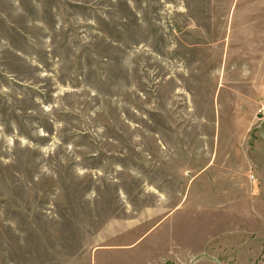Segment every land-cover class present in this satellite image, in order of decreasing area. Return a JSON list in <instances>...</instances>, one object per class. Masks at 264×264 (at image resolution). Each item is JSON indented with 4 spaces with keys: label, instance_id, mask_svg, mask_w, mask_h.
I'll list each match as a JSON object with an SVG mask.
<instances>
[{
    "label": "rangeland",
    "instance_id": "374dc122",
    "mask_svg": "<svg viewBox=\"0 0 264 264\" xmlns=\"http://www.w3.org/2000/svg\"><path fill=\"white\" fill-rule=\"evenodd\" d=\"M263 103L264 0H0V264H264Z\"/></svg>",
    "mask_w": 264,
    "mask_h": 264
},
{
    "label": "crops",
    "instance_id": "0c3cea01",
    "mask_svg": "<svg viewBox=\"0 0 264 264\" xmlns=\"http://www.w3.org/2000/svg\"><path fill=\"white\" fill-rule=\"evenodd\" d=\"M118 252H119L118 250H114V249L97 248L93 252V264H105V262L108 263L113 260H114L113 264H123L124 258ZM125 259L129 261V258H125ZM132 260L133 259H130V261ZM135 261H137L136 256H135Z\"/></svg>",
    "mask_w": 264,
    "mask_h": 264
},
{
    "label": "built area",
    "instance_id": "2783aa9c",
    "mask_svg": "<svg viewBox=\"0 0 264 264\" xmlns=\"http://www.w3.org/2000/svg\"><path fill=\"white\" fill-rule=\"evenodd\" d=\"M260 117H261V119H264V103L262 104V108H261V110H260Z\"/></svg>",
    "mask_w": 264,
    "mask_h": 264
}]
</instances>
